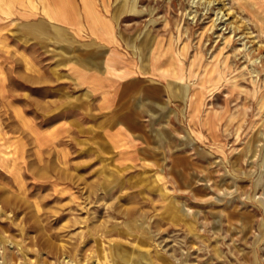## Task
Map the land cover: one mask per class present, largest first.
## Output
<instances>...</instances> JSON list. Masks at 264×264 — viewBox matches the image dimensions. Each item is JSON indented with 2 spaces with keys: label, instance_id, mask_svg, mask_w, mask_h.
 I'll list each match as a JSON object with an SVG mask.
<instances>
[{
  "label": "rangeland",
  "instance_id": "obj_1",
  "mask_svg": "<svg viewBox=\"0 0 264 264\" xmlns=\"http://www.w3.org/2000/svg\"><path fill=\"white\" fill-rule=\"evenodd\" d=\"M92 1L149 71L112 112L94 34L0 0V264H264V0Z\"/></svg>",
  "mask_w": 264,
  "mask_h": 264
},
{
  "label": "crops",
  "instance_id": "obj_2",
  "mask_svg": "<svg viewBox=\"0 0 264 264\" xmlns=\"http://www.w3.org/2000/svg\"><path fill=\"white\" fill-rule=\"evenodd\" d=\"M43 1L46 2V10L53 13V17H58L54 23L64 28L85 29L105 47L98 55H85L92 59L90 62L100 60V67L80 70L79 73L83 88L93 93L100 112H112L128 98L127 93L132 91L134 83L146 77L149 71L143 70L134 55L122 45L110 41L104 22L96 24L87 19L86 12L94 10L92 0Z\"/></svg>",
  "mask_w": 264,
  "mask_h": 264
},
{
  "label": "bare ground",
  "instance_id": "obj_3",
  "mask_svg": "<svg viewBox=\"0 0 264 264\" xmlns=\"http://www.w3.org/2000/svg\"><path fill=\"white\" fill-rule=\"evenodd\" d=\"M209 3H211V2H209ZM221 13V12H220ZM219 13V14H220ZM224 16V15H223ZM223 16L221 17V19L223 18ZM220 18V16L216 19V20H218ZM225 22V21H224ZM233 22V21H232ZM221 23V22H220ZM236 29V28H235Z\"/></svg>",
  "mask_w": 264,
  "mask_h": 264
}]
</instances>
